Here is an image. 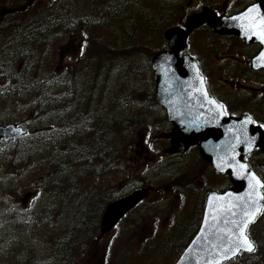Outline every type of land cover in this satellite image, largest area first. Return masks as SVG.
<instances>
[{
	"label": "rangeland",
	"instance_id": "1",
	"mask_svg": "<svg viewBox=\"0 0 264 264\" xmlns=\"http://www.w3.org/2000/svg\"><path fill=\"white\" fill-rule=\"evenodd\" d=\"M24 1L0 0V8ZM69 1L34 0L27 12L0 15V51L18 24L33 25L39 12L61 8ZM223 2L169 0L177 8L176 16L164 23V29L181 23L202 5L217 8ZM181 13L182 19L176 22ZM111 25L82 24L73 32L60 26L33 51L31 62H18L11 73L0 70V124L17 123L27 130L18 141L0 142V264H172L198 227L206 185L221 186L227 180L216 176L211 183L207 167L193 148L179 155L164 150L169 146L168 139L164 140L165 117L155 106L152 73L139 65L140 59L125 66L111 56L103 66L102 54L95 64L88 59L102 46L100 36L113 34ZM163 30L158 34L161 38ZM149 37L140 38L148 46L132 48L137 55L147 51L151 57L150 47L155 43ZM189 44L206 60L213 57L208 53L224 49V44L209 37L205 26L191 33ZM93 66L95 84L89 76ZM61 76H67L63 83ZM46 77L52 81H42ZM232 78L247 90L264 83ZM93 116L102 121V133L107 132L117 147L116 155L109 156L108 169L99 175L78 156L88 152L81 143H91L92 128L96 131L99 124H94ZM85 184L96 186L99 205L81 199ZM70 187L74 192L65 196ZM141 187L148 188L144 200L118 226L102 230V194L109 202ZM26 191L31 196L22 204ZM86 205L93 212L99 209L97 227L88 224L84 228V221L80 224L73 214L76 208L88 211ZM249 232L258 251L224 264H264V211Z\"/></svg>",
	"mask_w": 264,
	"mask_h": 264
},
{
	"label": "water",
	"instance_id": "2",
	"mask_svg": "<svg viewBox=\"0 0 264 264\" xmlns=\"http://www.w3.org/2000/svg\"><path fill=\"white\" fill-rule=\"evenodd\" d=\"M32 1L27 0L17 7L0 8V14L23 10ZM262 17L264 0H257L243 12L230 17H217L212 11L205 10L193 14L187 18L184 27L189 30L206 22L218 33H233L246 42H261L263 49L252 63L254 68H259L264 67ZM187 34L181 27L166 28L163 37L167 48L151 57L155 101L164 107L167 120L172 124L169 151L185 152L190 145L196 144L201 156L215 172L229 174L232 186L222 193L208 192L201 224L173 264H222L240 252H249L246 246L235 253L233 251L240 247L237 239L239 228L234 221L243 222L251 218L252 222L260 211L261 182L248 169L243 157L256 146L264 149V131L254 126L246 116L225 117L220 105L208 95L195 60L188 54L180 55V51L186 48ZM23 133L24 130L14 123L0 125V138L3 140L18 139ZM146 192V189H137L108 202L102 212V228L110 229ZM29 196V192L25 193L22 202ZM245 212L249 215L245 216Z\"/></svg>",
	"mask_w": 264,
	"mask_h": 264
},
{
	"label": "trees",
	"instance_id": "3",
	"mask_svg": "<svg viewBox=\"0 0 264 264\" xmlns=\"http://www.w3.org/2000/svg\"><path fill=\"white\" fill-rule=\"evenodd\" d=\"M51 5L53 6V4ZM31 8L32 6H29L26 10L15 12L10 15H20L23 12L29 11ZM176 9L177 8L174 7L172 8L169 0H70L61 8H54L51 10L46 8L45 11L39 12L40 15L35 19V24L22 23L23 25L21 27L20 24H18L16 32L11 34V38L5 42L4 49L0 51V70L5 74L11 73L12 67L13 70L16 69V64L18 62H31L33 60L31 59L33 51L37 50L38 45L49 37L50 31L58 29L60 26H63L66 30L68 29V32H73L79 31L78 27L82 24L99 28L103 23H111L112 25L110 27L114 29L112 31L113 36L104 35L102 37L101 35L99 43L104 47V50L102 51V46L99 47L96 53H92L91 57H88V59L95 64L97 58H99V54H102L99 61L103 60V66L105 62L109 60L110 56L116 58V60H114L115 63H117V60L121 59L122 66L127 64L130 65L132 62L136 63L138 59H140L139 65L143 66L151 73L149 65V58L151 57L147 51L137 55L132 48H134V46L140 47L149 45L148 43L145 44V41L143 42L140 40L141 35H149V40L153 39L155 43V45L150 47L149 52H151V56L152 53L158 49L166 47L165 40L158 34L164 29V23L166 24L167 20L170 22L172 16H176ZM82 50H84V44L82 45ZM94 73L95 66L89 70V76L91 75L90 79L93 84L96 83V78L92 77ZM65 77H60V83L66 80ZM6 79L10 80L11 77L7 76ZM37 79H39V77ZM50 79L51 77H46L42 78V81L50 82L52 81ZM54 80L55 84L58 85V78L56 77ZM36 83L37 82L34 84ZM69 90L76 93V88L71 85H69ZM92 119L94 124L97 122L99 123L96 126V131L95 127L92 128V133L96 136L94 134L90 135L92 136L90 144L81 143V147L87 149L88 152L85 154L79 153L78 156L81 155L79 161H86V165L96 174L101 171L103 173L108 169L107 167L110 164L109 156L112 153L115 154L117 147L115 146V141L108 136L109 134L107 135V132L102 133V121L99 122L97 120L98 117L95 116H93ZM112 125V122L108 123V126ZM104 134H106V138H104ZM90 136L84 138V141ZM109 141L111 145L108 147ZM106 151L110 153L106 154ZM84 188L85 190H82L81 199L85 200V203L87 201L86 198L91 199L92 202L99 205L100 196L95 193L96 186L85 184ZM73 192L74 189L70 187L63 194L70 197L69 194ZM52 193L54 194V192ZM107 202L108 200L102 194V207ZM85 208L88 211L84 212L81 208H76L74 210L73 214L76 215V219L80 224L84 221V228L88 224L90 227H97L95 214L99 209L93 212L92 206L86 205ZM85 213L88 215L82 216ZM257 251L258 249L252 253H242L241 255L246 254L253 256Z\"/></svg>",
	"mask_w": 264,
	"mask_h": 264
},
{
	"label": "flooded vegetation",
	"instance_id": "4",
	"mask_svg": "<svg viewBox=\"0 0 264 264\" xmlns=\"http://www.w3.org/2000/svg\"><path fill=\"white\" fill-rule=\"evenodd\" d=\"M256 1L257 0H224V2L221 3L217 8L202 5L200 10L194 12H199L206 8L205 11H212L216 16H230L232 14L241 12ZM181 19L182 13L180 14L177 21ZM184 24L185 20L181 22V26H184ZM203 26L208 29L209 37L212 40L217 39L218 41H220V43L224 44L222 45L224 49L220 52L208 53L207 55H213V57L209 58L208 60L205 59L206 55L192 51L189 42L187 43L188 45L184 52L189 53L196 60V63L199 68V73L203 78L204 85L209 96H211L214 100L221 104L226 116H247L253 124L258 125L260 128L264 129V68H254L252 65V58L261 50V44L257 41L246 42L244 38L237 34H221L215 32L211 29L210 25L205 22L188 30V41L191 33L194 30L196 31L197 29L203 28ZM205 62L209 63L210 66L207 67ZM214 75L217 76V78H214ZM251 75H253L255 78H248ZM234 76H242L250 83L263 84H259L251 90H247L244 87L245 85L243 83H241L237 79L232 78ZM254 91H256L258 95H256ZM155 106L164 114L165 117V120L162 121L167 126V130L166 127L164 128V131H167L165 132L164 140L168 139L169 146L163 148L164 150L166 149V151L168 152V149L170 148V140L172 137V125L167 120L165 109L157 105L156 102ZM136 117L137 116H135V118ZM145 136L146 132L143 134L142 140H144ZM192 148L198 152L199 158L207 167L208 174L210 173L208 176L211 179V183L216 180L214 179L216 176L227 178L225 183H221V186L213 184L206 185V188H208L206 189L207 191H205L206 195L211 190L221 193L232 186L229 174L215 172L212 169L211 165L203 159L197 145H190L185 152L173 154H185ZM147 149L148 148H146V150ZM243 159L248 169L253 171L262 181V194L264 197V149L261 146L251 148ZM141 202H139L138 205ZM137 206H135V208ZM203 210L204 206L202 205L201 209H199V217L201 216V219L199 220V224L196 231L198 230L201 224ZM263 211L264 199L259 215L247 227L248 236L252 240L255 247L256 242L251 237L249 227L261 216ZM196 231L194 232V234L196 233Z\"/></svg>",
	"mask_w": 264,
	"mask_h": 264
},
{
	"label": "snow or ice",
	"instance_id": "5",
	"mask_svg": "<svg viewBox=\"0 0 264 264\" xmlns=\"http://www.w3.org/2000/svg\"><path fill=\"white\" fill-rule=\"evenodd\" d=\"M249 11H254V9H249ZM245 16H247V13L244 14ZM262 22H264V17H262ZM222 107V106H220ZM243 167V165H241ZM253 179H255V177H253ZM262 199H264V197H262ZM258 211V209H257ZM245 216H248L249 214L247 212L244 213ZM255 213L252 214V216L254 217ZM251 222V218L249 220H245L243 222L240 221H234V223L237 224L238 228H239V232L237 235V239L239 241V245L240 247L237 249H234V253L235 251H239L240 248H244L246 246V250L247 251H253V245L251 243V241L248 239L247 235L245 234V229L248 227V224Z\"/></svg>",
	"mask_w": 264,
	"mask_h": 264
},
{
	"label": "bare ground",
	"instance_id": "6",
	"mask_svg": "<svg viewBox=\"0 0 264 264\" xmlns=\"http://www.w3.org/2000/svg\"><path fill=\"white\" fill-rule=\"evenodd\" d=\"M55 186V185H54ZM56 192V191H55Z\"/></svg>",
	"mask_w": 264,
	"mask_h": 264
}]
</instances>
